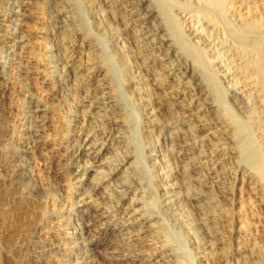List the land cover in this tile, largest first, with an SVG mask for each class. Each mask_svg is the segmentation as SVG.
<instances>
[{
  "label": "bare ground",
  "instance_id": "bare-ground-1",
  "mask_svg": "<svg viewBox=\"0 0 264 264\" xmlns=\"http://www.w3.org/2000/svg\"><path fill=\"white\" fill-rule=\"evenodd\" d=\"M244 1L0 0V169L35 213L17 264H264V137L226 60L264 20Z\"/></svg>",
  "mask_w": 264,
  "mask_h": 264
},
{
  "label": "rangeland",
  "instance_id": "rangeland-1",
  "mask_svg": "<svg viewBox=\"0 0 264 264\" xmlns=\"http://www.w3.org/2000/svg\"><path fill=\"white\" fill-rule=\"evenodd\" d=\"M235 1L237 4L236 6L238 8L241 6L240 9L244 8L246 11V8L248 7L247 1H244V0H235ZM249 5H250V8H252V12L255 15L258 14L257 15L258 17H262V19H264V0H254V2L250 3ZM244 9H243V11H244ZM229 14H227L229 17L227 16V18H226V16H225L224 18L226 20H223V21L226 24L230 23V22L234 24L235 22L233 21L234 20L233 17L235 15L231 16ZM238 18H239L238 15L235 16L236 23L238 26L240 25V27H242L243 24L241 25L240 24L241 21H237ZM262 21H263L262 22L263 25L261 24V26H260L262 29L259 27L260 29L256 28L255 29L256 31L252 30V32L250 33L251 37L249 35L246 36L247 41L246 40L241 41L238 38H236L235 36H230L229 34L228 35L226 34V37L228 36L226 39V44L228 45L227 47L229 48V49H227L229 52H227V55H226L227 59L226 60H227V62H230L228 64H229V66H231L230 67L231 68V74L235 77V79H238V80L240 79L241 81L240 80L239 81L241 83L243 81V85H247V87H250L254 90V91L252 90V98H253L255 109L253 107V110L250 111L249 113H247V116H246L247 119H245V124L252 131L257 133L256 136L258 138L264 137V90H263V88H261L262 77L259 74V72L255 66V61L257 60L256 48H254V43L251 41H254V38L255 39L260 38V39L264 40V20H262ZM221 23H223V22H221ZM221 23L219 24V29L224 28L225 27L224 25H226L225 23H223V24H221ZM223 30H220V32L222 33V37H224V35H225L224 33L226 32V31L223 32ZM244 31H246V28L244 29ZM258 31L260 32V34ZM254 32H258V33H254ZM242 42H243V44H242ZM250 42H251V44H250ZM252 48L255 50H253ZM251 59L254 60V62ZM249 61L251 62V65H250ZM252 64H253V67H252ZM263 66H264V64H263ZM2 169H0V253H1L0 254V264H17L19 252L17 251L18 247H16V246H18L17 244L23 238V236L26 235V233H28V231L30 230L29 228H32L31 226L33 225V221L35 219V213L33 212L31 199L24 197V196H23V198H22V196H17V198H15V199L8 198V195H7L8 190H6V189L11 187V180L9 178V173H6L5 170L3 169L4 170L3 171ZM4 173H6V174H4ZM54 176H56V178ZM52 177L56 183H59L61 181V176H58V175L53 173ZM57 180H58V182H57ZM5 191H6V193H5ZM20 198H22V199H20ZM12 200H13V202H12ZM7 207H9L11 209H9ZM24 231L25 232L27 231V232L23 233ZM6 245L10 249V257H12V258L9 257V259H5V251H6L5 247H6ZM112 260L113 259H109L108 262L114 263V260L113 261Z\"/></svg>",
  "mask_w": 264,
  "mask_h": 264
}]
</instances>
